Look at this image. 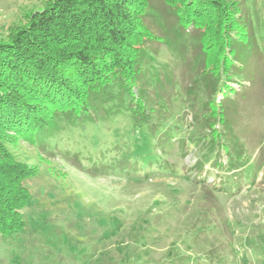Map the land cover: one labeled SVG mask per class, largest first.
Wrapping results in <instances>:
<instances>
[{
  "label": "rangeland",
  "instance_id": "374dc122",
  "mask_svg": "<svg viewBox=\"0 0 264 264\" xmlns=\"http://www.w3.org/2000/svg\"><path fill=\"white\" fill-rule=\"evenodd\" d=\"M53 1L0 0V42ZM226 1L242 2L257 38L264 39V0ZM148 14L151 31L163 40L151 47L144 68L154 86L160 75L175 85L166 101L172 115L157 124L187 140L190 155L168 157L176 175L108 173L126 157L142 164L153 154L141 147L149 144L148 127L135 129L132 113L124 111L111 120L62 119L52 140L10 138L8 150L31 173L25 181L31 201L19 232L0 231V264H264V53L251 62L254 85L242 91L235 85L239 104L231 125L249 159L240 185L221 195L214 184L226 174L213 168L216 151L203 138L210 90L194 83L200 74L198 35L182 31L164 0H151ZM218 95L222 99L225 92Z\"/></svg>",
  "mask_w": 264,
  "mask_h": 264
},
{
  "label": "trees",
  "instance_id": "16d2710c",
  "mask_svg": "<svg viewBox=\"0 0 264 264\" xmlns=\"http://www.w3.org/2000/svg\"><path fill=\"white\" fill-rule=\"evenodd\" d=\"M150 1L54 0L32 13L26 25L9 40L0 42L3 235L20 231L23 210L31 201L25 185L31 173L8 150L12 137L35 140L42 136L52 140L62 119L66 123L111 120L124 111L132 113L135 129L148 127L149 139H145L149 144L141 147H149L147 153H153L149 157L153 162L148 158L141 164L126 157L108 173L149 179L176 175L168 157L178 155L186 159L190 155L187 140L178 138L179 133L167 125L157 124L161 119L168 121L172 115L166 101L171 99L175 85L164 83V75H160L154 78V86L144 68L151 47L163 40L148 25ZM164 1L182 31L191 30V34L198 35L200 74L194 83L202 81L211 96L202 111L208 128L203 138L216 151L213 168L226 174L214 184V191L231 194L230 189L240 185L239 175L249 159L231 125L236 109L233 107L239 104L234 103L235 85L241 91L247 84L254 85L256 70L251 62L258 58L259 51L264 53V39L257 38L253 20L241 7L242 2ZM260 21L264 26V17ZM167 40L172 42V38ZM221 91L225 92L222 99L218 97ZM134 135L127 138L134 140ZM142 170L148 174H141Z\"/></svg>",
  "mask_w": 264,
  "mask_h": 264
}]
</instances>
